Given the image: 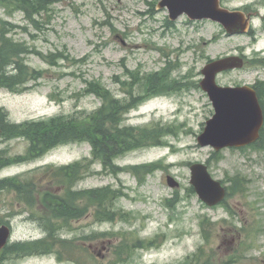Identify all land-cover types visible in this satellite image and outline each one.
I'll return each instance as SVG.
<instances>
[{"label": "rangeland", "instance_id": "rangeland-1", "mask_svg": "<svg viewBox=\"0 0 264 264\" xmlns=\"http://www.w3.org/2000/svg\"><path fill=\"white\" fill-rule=\"evenodd\" d=\"M158 1L53 0L29 17L17 0H0V28L9 23L6 37L24 46L20 58L32 70L17 90L0 87V110L9 122L85 116L102 103L85 91L86 81L97 79L122 98L120 81L128 79V71H138V78L159 71L174 86L145 97L123 114L121 123L167 127L163 143L117 156L116 173L92 162L72 188L109 187L112 193L104 207L113 211L110 220L96 219L97 208L89 205L80 219L61 225L40 208L38 190L57 188L44 168L90 160L88 142L58 145L38 157L0 167V180L12 177L26 184L29 200L12 188L0 190V224L12 229L8 245L35 240L51 245L47 254L25 257L6 248L0 264H178L199 247L210 264H264V140L262 148L230 147L216 154L197 143L214 112L199 85L208 61L245 56L250 60L246 67L223 71L216 82L254 84L264 98V24L255 20L253 34L230 35L210 19L191 21L183 14L171 21L166 8L156 7ZM222 3L264 13L262 0ZM53 53L68 58L54 61ZM13 67L7 72L14 73ZM143 90L140 85L133 89L135 94ZM28 147L25 138L0 136V152L10 158L25 155ZM196 162L206 164L228 188L232 177L242 179L245 192L213 207L205 205L189 191V167ZM169 175L178 187L167 184ZM79 202L83 206L87 199ZM118 248L125 251L118 254Z\"/></svg>", "mask_w": 264, "mask_h": 264}, {"label": "trees", "instance_id": "trees-1", "mask_svg": "<svg viewBox=\"0 0 264 264\" xmlns=\"http://www.w3.org/2000/svg\"><path fill=\"white\" fill-rule=\"evenodd\" d=\"M20 7L27 15L31 17L34 13H40L48 8L53 0H17ZM8 22H3L0 28V87L10 90H17L28 81V74L32 71L27 68L20 55L26 50L21 43L13 41L6 37L9 32ZM52 59L68 58L63 53H53ZM45 59V58H44ZM46 60V59H45ZM51 62V61H49ZM52 63V62H51ZM13 65L14 73H8L7 67ZM128 79L120 81L122 91L125 97H116V95L106 88L99 80L93 79L86 81L85 91L96 95L101 99V106L85 116H54L47 119L29 120L19 123L9 122L7 114L0 110V136L5 139L22 137L29 140V147L25 155L10 158L3 152H0V167L6 166L12 162L24 161L43 155L48 150L58 146L74 142H88L91 145V158H82L67 165L46 166L43 174H49L51 180H55L57 188L54 190H38L41 210H47L52 220L61 221V225L68 224L71 220L80 219L88 209V206L97 208L96 219L99 221L110 220L113 217V211L104 207L107 197L112 190L109 187L74 191L73 186L79 181L81 175L90 170V164L95 161L101 162L104 168L111 169L116 173L120 167L113 165V160L133 149L147 147L151 145H161L162 137L169 129L163 126H122L123 114L130 108L135 107L144 98L149 95L172 90L173 80H168L161 72H152V74H143L138 78V71H128ZM34 75H37L34 73ZM40 75V74H39ZM157 83L156 85H154ZM149 84V87L147 86ZM143 87L142 93L135 94L134 86ZM156 88L157 91L151 90ZM151 91L149 94L147 91ZM154 91V92H153ZM260 103L264 110V98L262 90L259 89ZM262 99V100H261ZM264 140V127L261 129L259 139L253 144L262 148L260 143ZM216 154V152H214ZM42 174V175H43ZM227 196L234 193L245 192V182L232 177L229 180ZM26 184H20L17 178H5L0 180V190L12 188L27 201ZM190 192H194L191 187ZM63 192V194H60ZM117 194H114L115 197ZM87 199L85 205L81 206L79 200ZM51 245L45 240H35L28 242H19L8 245L7 249L11 252H22L25 256L43 255L49 253ZM124 248H118L117 253L121 254ZM178 264H210L204 261L203 253L200 247L196 252L187 256Z\"/></svg>", "mask_w": 264, "mask_h": 264}, {"label": "water", "instance_id": "water-1", "mask_svg": "<svg viewBox=\"0 0 264 264\" xmlns=\"http://www.w3.org/2000/svg\"><path fill=\"white\" fill-rule=\"evenodd\" d=\"M166 7L169 18L175 20L185 13L190 19L209 18L220 22L228 34L245 33L250 27L252 13L230 10L220 5V0H160L157 8ZM243 59L228 56L212 60L201 69L203 75L200 87L212 102L214 114L209 118L203 131L197 136L200 146H210L219 151L225 147H241L259 138L264 123V115L255 90L248 86H221L216 82L217 73L241 67ZM190 184L198 198L208 206L220 203L226 196V188L221 181L212 177L204 163H192ZM170 187L179 183L167 176ZM11 228L0 225V250L8 243Z\"/></svg>", "mask_w": 264, "mask_h": 264}, {"label": "flooded vegetation", "instance_id": "flooded-vegetation-1", "mask_svg": "<svg viewBox=\"0 0 264 264\" xmlns=\"http://www.w3.org/2000/svg\"><path fill=\"white\" fill-rule=\"evenodd\" d=\"M224 1H231V0H222L221 1V4L222 5H223L222 2H224ZM262 1L264 2V0H262ZM238 9H241L244 12H251L252 13V17H251V28L246 32V34H249V35L253 34V31H254V21L255 20H259V21H261L262 24H264V13H261L259 11V9H248L246 7V5H244L243 7L238 8ZM242 58H243V61H244L243 67H246V63L248 64L250 62V60L248 58L246 59L245 56H242ZM251 87H253V89H255L256 92L259 91V87H257L256 85L253 84ZM257 95H258V92H257ZM258 98L260 100V96L259 95H258ZM7 246H5L3 249L0 250V257L4 255Z\"/></svg>", "mask_w": 264, "mask_h": 264}]
</instances>
